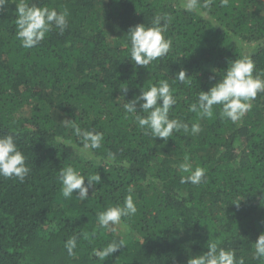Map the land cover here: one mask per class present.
<instances>
[{
    "label": "trees",
    "instance_id": "16d2710c",
    "mask_svg": "<svg viewBox=\"0 0 264 264\" xmlns=\"http://www.w3.org/2000/svg\"><path fill=\"white\" fill-rule=\"evenodd\" d=\"M0 264H264V0H0Z\"/></svg>",
    "mask_w": 264,
    "mask_h": 264
},
{
    "label": "rangeland",
    "instance_id": "374dc122",
    "mask_svg": "<svg viewBox=\"0 0 264 264\" xmlns=\"http://www.w3.org/2000/svg\"><path fill=\"white\" fill-rule=\"evenodd\" d=\"M116 225V224H115ZM116 227H117V230H121V231H123V227L121 226V225H116Z\"/></svg>",
    "mask_w": 264,
    "mask_h": 264
}]
</instances>
